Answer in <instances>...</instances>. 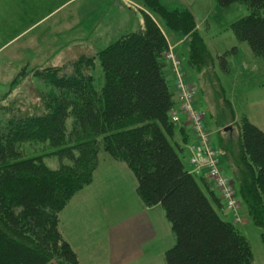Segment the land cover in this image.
I'll return each mask as SVG.
<instances>
[{
	"label": "trees",
	"instance_id": "16d2710c",
	"mask_svg": "<svg viewBox=\"0 0 264 264\" xmlns=\"http://www.w3.org/2000/svg\"><path fill=\"white\" fill-rule=\"evenodd\" d=\"M214 1L221 8L241 2L264 11V0ZM146 2L168 29L196 33L189 11ZM142 18L143 28L98 53L100 91L84 59L72 65L71 74L47 69L41 79L55 96L46 111L11 120L5 130L0 126V264H78L59 231V214L91 182L100 152L131 171L145 206L163 208L175 237L166 264H252L248 241L215 209L222 206L220 198L212 190L203 192L178 155L183 149L170 143L175 126L169 113L175 102L160 58L167 41L152 17ZM231 29L238 42L264 58V15L249 14ZM195 35L198 42L189 48H203ZM237 52L233 48L219 57L225 71L226 57ZM239 125L238 193L263 231L264 243V132L245 118ZM24 143H47L59 167L50 169L41 157L24 158Z\"/></svg>",
	"mask_w": 264,
	"mask_h": 264
},
{
	"label": "rangeland",
	"instance_id": "374dc122",
	"mask_svg": "<svg viewBox=\"0 0 264 264\" xmlns=\"http://www.w3.org/2000/svg\"><path fill=\"white\" fill-rule=\"evenodd\" d=\"M146 1L148 0H58L65 4L59 10L60 23L50 20L43 24V20L39 23L36 21L43 18V9L49 7L52 0H0V126L5 130L11 120L41 116L46 111L50 100L55 96V90L41 79V74L47 69H59L63 74H71L72 65L79 59H84L88 61L84 63L93 77L95 90L100 91L103 74L97 60L98 53L120 36L135 31L139 20L137 13L141 18L147 14L167 38V49L160 55L161 61L166 65L165 74L170 69L174 80L176 78L172 61L167 58L169 51H174L172 54L174 57L178 56L182 78L194 93L193 105L203 113L204 126L210 133V143L219 151L223 175L229 178L233 186L239 209L238 220L232 221L226 216H219L231 222L235 230L248 241L252 264H264V243L261 239L263 231L253 224L236 183L239 178L240 121L245 118L264 130V58L255 55L246 43L238 42L231 29L235 21L252 13L264 15V11L257 12L247 3L241 2L221 8L214 0H158L169 11L187 10L193 15L196 24L194 31L203 48H189L190 44L198 42L196 35H182L168 29L158 15L151 11L148 6L150 3ZM94 21L105 26L102 36L100 31L94 36L88 32ZM233 48L238 52L226 57L225 71L219 57ZM190 51L192 55L189 58ZM166 80L168 81L167 77ZM174 131L176 134V129ZM170 143L174 147L172 140ZM20 149L24 158L41 157L50 169L59 167L58 158L53 154L55 149L47 143H24ZM178 155L186 169L185 154ZM108 164L124 163L111 159L104 152L99 153L98 166L91 182L77 191L60 212L59 231L71 218L75 219L74 222L77 221L74 227L93 223L95 227L112 229L113 226L120 225L122 217L127 214L123 210L127 206L131 208V198L123 196L120 192L121 181L116 179L98 193L103 197L100 205L104 206L99 209V216L95 212L97 208H89L90 210L79 213L78 216L76 214L77 209L81 210L82 206L87 209L85 202L95 203L93 186L96 185L97 178L102 177L99 167L101 169ZM195 181L201 185L199 177H195ZM110 200L112 204L108 206ZM174 244L175 237L168 248ZM106 253L110 254V249ZM157 260L155 258L156 264H166L163 255ZM104 264H108L107 258Z\"/></svg>",
	"mask_w": 264,
	"mask_h": 264
},
{
	"label": "crops",
	"instance_id": "0c3cea01",
	"mask_svg": "<svg viewBox=\"0 0 264 264\" xmlns=\"http://www.w3.org/2000/svg\"><path fill=\"white\" fill-rule=\"evenodd\" d=\"M52 1L55 3L53 4L52 2L49 6L51 9L48 10L49 7H45L43 9V18L38 19L36 23L42 20L43 24L50 20L55 23H60V18H58V16L61 13L59 10L63 9V5L65 4H61L58 0ZM136 15L139 20L137 21L135 31L143 28L142 18L138 13ZM108 24H111V22ZM103 28H105V26L101 24V22L99 25L98 21H94L92 26L88 29V32L91 36H94L96 32L100 31L102 36L104 34ZM172 52L174 53V51ZM165 75L168 78L167 84L169 91L175 102L174 109L178 110L177 90L172 71L168 69ZM180 119L181 122L175 125L176 134L173 137V142L183 149L180 153L185 154L186 169L189 171L188 146L194 143L195 139L185 115L181 114ZM262 131L264 132V130ZM100 170L102 171V177L100 179L97 178L96 185L93 186L94 194H96L94 197L95 203L91 201L85 202L87 209H84L83 206L81 210L77 209V216L79 213L83 214L85 211L90 210L89 208H97L95 212L99 216L101 214L99 209H103L104 206L102 207L100 205L103 197L98 195V193L103 190L104 186L111 184L115 179L116 181H121V187H119L121 188L120 192H122L123 196L131 198V208L127 206V208L123 210L126 211L127 214L122 217L120 225H115L112 229H106L104 226L95 227L93 223L81 227H74L77 221L74 222L75 219L71 218V220L65 222L60 227L61 234L71 246L79 264H104L106 258L108 264H143L146 262L154 264L155 258L157 260L162 255L163 257L165 256L167 249H169L170 241L172 244L174 242L173 232L166 219L163 208L160 205L147 207L142 203L135 192L136 180L131 171L128 170L124 164L103 165L101 169L99 167V171ZM199 179L203 187L201 188L202 190L204 189L203 192L205 194H207L208 190H212L218 196L213 183L204 173ZM96 188H98V192H96ZM109 197L111 198V196ZM111 204L112 201L110 200L108 206ZM222 204L221 202V205ZM128 208H130V211ZM215 209L216 211L218 210L219 215L226 216L232 220L231 215L224 210L223 205L221 208L215 207ZM107 249H110V254L106 253Z\"/></svg>",
	"mask_w": 264,
	"mask_h": 264
},
{
	"label": "built area",
	"instance_id": "2783aa9c",
	"mask_svg": "<svg viewBox=\"0 0 264 264\" xmlns=\"http://www.w3.org/2000/svg\"><path fill=\"white\" fill-rule=\"evenodd\" d=\"M167 58L172 61L173 72L176 76L175 87L179 107L178 110L171 109L169 121L177 125L181 122L180 115H185L195 139L194 143L188 146L189 173L196 177H201L204 173L218 191L225 211L232 215L234 221H237L239 209L235 192L230 180L222 173L219 151L210 143V134L204 126L203 113L195 109L193 105L194 95L182 78L179 60L173 56L172 52L167 54Z\"/></svg>",
	"mask_w": 264,
	"mask_h": 264
}]
</instances>
